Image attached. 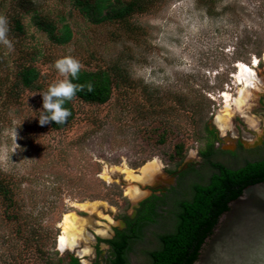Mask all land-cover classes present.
Returning <instances> with one entry per match:
<instances>
[{
    "label": "rangeland",
    "instance_id": "1",
    "mask_svg": "<svg viewBox=\"0 0 264 264\" xmlns=\"http://www.w3.org/2000/svg\"><path fill=\"white\" fill-rule=\"evenodd\" d=\"M146 1L144 12L94 22L76 0H0V178L16 204L10 207L0 193V264H54L69 255L83 264H111L105 240L157 186L156 177L142 183L120 169L140 174L157 160L163 174L192 164L187 177L165 192L160 216L131 244L127 264H150L159 235L173 229L175 202L192 183L208 181L202 177L211 167L199 154L210 141L208 130L222 138L214 160L237 167L244 156L264 155V148L259 155L252 151L263 144L264 0ZM41 21L52 24L58 37L70 26L72 39L56 42ZM66 56L82 69L108 70L114 88L103 104L76 100L75 119L55 129L39 123L42 93L65 79L55 61ZM255 57L257 88L245 92L241 110L231 104L233 114L222 129L217 119L228 109L221 94L230 89L239 95L237 64H252ZM30 64L40 71L33 89L19 76ZM239 140L252 150L232 156L228 150ZM135 186L142 191L137 199L128 193ZM71 212L81 217L88 239L75 250H61L60 224ZM20 225L37 230L43 254L29 247ZM84 249L90 254L83 256Z\"/></svg>",
    "mask_w": 264,
    "mask_h": 264
},
{
    "label": "trees",
    "instance_id": "2",
    "mask_svg": "<svg viewBox=\"0 0 264 264\" xmlns=\"http://www.w3.org/2000/svg\"><path fill=\"white\" fill-rule=\"evenodd\" d=\"M146 0H76L75 5L94 22H101L112 17L126 19L133 12H144L148 9ZM16 27L22 31L23 26L20 20H16ZM43 27L52 33V38L56 42L66 43L72 39L73 33L68 25H64V33L61 37L54 34L53 25L46 21H41ZM20 82L27 88L33 89L38 86L40 71L33 65H23L19 71ZM68 79L73 84L84 85L83 89L77 91L75 95L65 101L63 107L67 108L70 115L66 121L57 124L50 121L55 129L67 127L76 116L75 101L85 103H106L112 96L114 79L106 69L87 70L79 69L77 78ZM92 85L89 91L87 85ZM210 141L207 148L202 152L205 157L210 156L214 150L216 141L215 133L208 130ZM217 173L205 184H196L194 194L190 199L180 201L175 204L173 212V229L159 235L160 247L149 251L150 264H195L199 259L204 244L216 228L222 214L229 209V204L238 198L244 189L252 184L264 181V159L257 162H248L245 166L237 169L229 168L224 164L213 163ZM0 193L5 196V200L14 207L11 190L0 178ZM161 200V201H160ZM163 203V198L151 196L140 202L136 218L126 215L127 222L125 230H117V236L113 239H106L112 247L111 264H127L128 252L131 244L141 237L144 227L155 221L160 213L158 211ZM16 214V213H15ZM14 216V215H13ZM12 216V217H13ZM14 217L18 218L17 215ZM21 226V225H20ZM20 232L24 231V237L29 243V247L35 249L36 254L45 252L41 244L38 243L39 234L35 228H24L21 226ZM54 264H83L75 255L59 258Z\"/></svg>",
    "mask_w": 264,
    "mask_h": 264
},
{
    "label": "water",
    "instance_id": "3",
    "mask_svg": "<svg viewBox=\"0 0 264 264\" xmlns=\"http://www.w3.org/2000/svg\"><path fill=\"white\" fill-rule=\"evenodd\" d=\"M195 264H264V181L229 204Z\"/></svg>",
    "mask_w": 264,
    "mask_h": 264
},
{
    "label": "bare ground",
    "instance_id": "4",
    "mask_svg": "<svg viewBox=\"0 0 264 264\" xmlns=\"http://www.w3.org/2000/svg\"><path fill=\"white\" fill-rule=\"evenodd\" d=\"M262 58L264 60V57ZM253 61H256V63L248 64L245 62H239L237 64L238 70L234 74V77H236L237 83L241 86L239 95L237 97H234L230 92V89L224 90L221 94V97L224 98L228 109V111L224 115H219L217 119L222 129L226 127V123L229 121L230 117L233 114L230 112L232 106L231 104L236 105L235 107L241 110L242 105L244 104V102H246L247 99L245 92H247L250 88H257L256 82L259 80L257 67L258 65H260V59L258 57H255ZM161 169V164L157 160H154L144 166L141 169L140 174L133 173L132 170L127 168H123L120 170L127 173L128 178H132L142 183H149L150 181H153L155 179L156 174H158ZM128 193L133 199H137L142 195V191L137 186H135L134 188L129 187ZM80 205L83 208H86L88 206L87 203H83ZM89 205H92V203ZM92 207L93 209L95 208L94 205H92ZM79 218L81 217H78V215H75L72 212L66 213L64 215L63 220L60 224L63 228V232L59 237V246L61 250L65 248L75 250L77 249V247H79L80 241L88 239L85 229L86 226L84 227L83 222L81 223V221H79ZM61 238H63V241H61ZM80 253H82L83 256H87L88 254H90L88 253L87 249L81 250Z\"/></svg>",
    "mask_w": 264,
    "mask_h": 264
},
{
    "label": "clouds",
    "instance_id": "5",
    "mask_svg": "<svg viewBox=\"0 0 264 264\" xmlns=\"http://www.w3.org/2000/svg\"><path fill=\"white\" fill-rule=\"evenodd\" d=\"M3 32L0 31V37ZM5 43H9L7 40ZM56 69L64 74L65 79L53 83L49 86L47 92L42 93L43 111L39 115V123L41 125L47 124L50 121H55L57 124L64 123L70 112L63 107L66 100L71 99L77 91L83 89L84 85L73 84L67 79L70 74L72 78H77L80 69V62L71 56L59 58L55 61ZM88 90H92V85H87Z\"/></svg>",
    "mask_w": 264,
    "mask_h": 264
},
{
    "label": "flooded vegetation",
    "instance_id": "6",
    "mask_svg": "<svg viewBox=\"0 0 264 264\" xmlns=\"http://www.w3.org/2000/svg\"><path fill=\"white\" fill-rule=\"evenodd\" d=\"M262 116L264 117V113H262ZM212 131L215 133V137H216V141L214 143V150L215 151L210 156H208V157H205L202 154V152L199 153V154L202 155V159L204 161V164H208L211 167V172H209L208 175H206V176L204 175L202 177V178H208V181L207 182H209L212 179V177L217 173L216 168L213 166V163H215V162L220 163V164H224V165H226L229 168L237 169L239 167L245 166L248 162H257V161H261V160L264 159V155H260L259 157H255V158H250V157H247V156L245 157L244 156L243 157L244 164L241 165V166H237V167L230 166V165H228V164H226L225 162H222V161L214 160L212 158V156L217 152V149L219 147L220 142L222 141V138H221V136L219 135L218 132H216L215 130H212ZM261 138H262L263 144L262 145L259 144L257 147H255L256 149L254 148L253 150L252 149L249 150V149L245 148L243 140H239V143H237L238 146L236 147V149L235 150H228V153H230L232 156H236L237 155V151L240 153V151H246L247 150V152H250L252 150L253 152H255V151L257 152V150H258L257 155H259V151H262V148H264V129H263V132H261L260 139ZM193 168L194 167H193L192 164H188L187 163L184 166H179L176 170H173L170 173L167 172V171H164L163 174L162 173H159L158 176H156V181H155V183H156L155 185H157V186H152L151 190H153V191H152V194L149 197H151V196H157L159 198H163L164 195H165V192H167V190L169 189L170 185H173L176 181H178V178H186L187 175H188V172L190 171V169H193ZM165 173L170 174V176H166ZM170 178H173V181L171 183H168V181H169ZM207 182H205V183H207ZM205 183L204 182H195V183H192L191 184V187H189V190L186 193L188 195L185 196L184 198L178 199L175 202L176 205H178V203L180 201H183L185 199H190V198L193 197V194H194V186L196 184H205ZM149 197H147V198H149ZM139 206H140V203L135 208L134 215H129L131 218H133V219L136 218V216L138 214V208H139ZM123 223H124L125 226L123 228L118 227L119 230H125L127 228V222H126L125 219H123ZM116 236H117V230H115L113 236L111 238H109V239H113ZM107 244L109 245V247L111 249V252H112L111 245L109 243H107Z\"/></svg>",
    "mask_w": 264,
    "mask_h": 264
},
{
    "label": "snow or ice",
    "instance_id": "7",
    "mask_svg": "<svg viewBox=\"0 0 264 264\" xmlns=\"http://www.w3.org/2000/svg\"><path fill=\"white\" fill-rule=\"evenodd\" d=\"M253 63H256V61H253ZM61 241H63V238H61Z\"/></svg>",
    "mask_w": 264,
    "mask_h": 264
}]
</instances>
